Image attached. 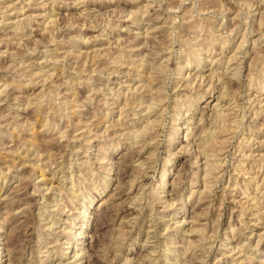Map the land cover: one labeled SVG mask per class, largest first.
Returning <instances> with one entry per match:
<instances>
[{"label":"rangeland","instance_id":"rangeland-1","mask_svg":"<svg viewBox=\"0 0 264 264\" xmlns=\"http://www.w3.org/2000/svg\"><path fill=\"white\" fill-rule=\"evenodd\" d=\"M263 35L264 0H0V259L264 264ZM219 92L235 128L204 192Z\"/></svg>","mask_w":264,"mask_h":264},{"label":"bare ground","instance_id":"bare-ground-1","mask_svg":"<svg viewBox=\"0 0 264 264\" xmlns=\"http://www.w3.org/2000/svg\"><path fill=\"white\" fill-rule=\"evenodd\" d=\"M145 9V8H144ZM21 12V11H20ZM50 22V21H49ZM146 29V28H145ZM193 29H195L194 27H193ZM197 31V30H196ZM150 34V33H149ZM147 35V34H146ZM152 36V35H151ZM264 36V35H263ZM155 41V40H154ZM199 51V50H198ZM197 53V52H196ZM192 54V53H191ZM120 55V54H119ZM130 55V54H129ZM139 55V54H138ZM196 55H198V54H196ZM234 55V54H233ZM193 56V55H192ZM199 56V55H198ZM125 57H127V59L129 58V56H124L123 57V55L121 54L120 55V57H119V60L117 61L118 63H119V65H120V67H122V68H127V69H131L133 66L136 68V69H142V67H144L143 65H147V62H145V61H143V60H145L144 58H140V60H141V62L140 63H138L137 65H134L132 62H130V63H128V65H125V63L123 62V60L124 59H126ZM194 57H196L195 55H194ZM99 58V57H98ZM117 58V57H116ZM197 58V57H196ZM113 59V58H112ZM130 59V58H129ZM232 59V58H231ZM150 60V59H149ZM189 60V59H188ZM126 61H128L129 62V60H126ZM146 61H148V60H146ZM153 61V60H152ZM151 61V62H152ZM229 61H230V59L228 60V64H229ZM149 62V61H148ZM159 62V61H158ZM232 62V61H231ZM134 63H137V62H134ZM152 64V63H151ZM160 65V64H159ZM159 65H157V66H159ZM161 65H163V64H161ZM183 65V64H182ZM188 65V64H187ZM126 66V67H125ZM155 66V65H154ZM133 67V68H134ZM146 67V66H145ZM147 67H149L150 68V66H148L147 65ZM146 67V68H147ZM160 67V66H159ZM153 67H151L150 69H152ZM156 68V67H155ZM154 68V69H155ZM158 68V67H157ZM156 68V69H157ZM161 68V67H160ZM183 68H184V66H183ZM181 66L179 67V69H180V71H182V69H183ZM200 68H204V67H200ZM144 69V68H143ZM154 69H152V73L154 72ZM159 69V68H158ZM158 69H157V71H158ZM162 69V68H161ZM240 69V68H239ZM133 70V69H132ZM132 70H131V72H132ZM138 70L137 71H135L136 72V74H137V72H138ZM146 70H148V69H146ZM160 70V69H159ZM163 70V69H162ZM227 71L226 72H228V70H229V68H228V66H227V69H226ZM122 71H123V69H122ZM130 71V70H129ZM141 71V70H140ZM143 71H145V70H143ZM161 71V70H160ZM160 71H158V73L160 72ZM179 71V72H180ZM232 71L233 72H231V75H230V77H229V79H230V81L231 80H236L235 82H237V81H239V73L237 72L238 71V68H237V70H235V68L234 69H232ZM261 71V70H260ZM121 72V71H120ZM197 72H198V70H197ZM214 70L212 71V69H211V71H210V74H213V76L215 75L214 73ZM226 72H224V74L226 73ZM129 73V72H128ZM133 73V72H132ZM143 73V72H142ZM156 73V72H155ZM162 73V72H161ZM181 73V72H180ZM260 73V72H259ZM139 75H140V73H138ZM151 74V73H150ZM162 74H164V71H163V73ZM209 73H208V75H210ZM157 75V74H156ZM160 75V74H159ZM159 75H158V79H159ZM181 75V74H180ZM226 75V74H225ZM251 75V74H250ZM260 75V74H259ZM216 76V75H215ZM226 76H228V75H226ZM241 76V75H240ZM136 77V76H135ZM139 77V76H138ZM137 77V78H138ZM151 77V76H150ZM193 78V79H191V83H192V80L193 81H195L196 79L197 80H199L198 79V75H190L189 73L186 75V77H182L180 80H181V85H180V87H183V89H187L188 87H190L191 88V83H190V81H188V80H190V78ZM142 78H144L143 77V74H142ZM152 78V77H151ZM162 78V77H161ZM160 78V79H161ZM165 77H163V79H164ZM200 78V80H199V84L201 85V83L203 82V77H199ZM227 78V77H226ZM140 79H141V77H140ZM157 79V80H158ZM228 79V80H229ZM262 79V78H261ZM137 80V79H136ZM149 80H150V78H149ZM133 81V80H132ZM138 81V80H137ZM141 81V80H140ZM152 81H153V78H152ZM154 81H156V79H154ZM153 81V82H154ZM160 81V80H159ZM209 81H213V80H209ZM219 82H220V84H221V81L222 80H218ZM148 82L149 81H147V85L146 86H149L148 87V89H151L152 87H151V85L150 84H148ZM158 82V81H157ZM214 82V81H213ZM216 82V81H215ZM229 82V81H228ZM258 82V81H257ZM150 83H151V80H150ZM198 83V82H197ZM203 83H205V82H203ZM226 83V82H225ZM144 84V83H143ZM238 84V83H237ZM254 84L255 85H260V89L262 90L263 89V83H255L254 82ZM253 84V85H254ZM157 85V84H156ZM202 85H204V84H202ZM126 86V85H125ZM145 85L143 86H141V90L143 89H145V90H148V89H146L147 87H146ZM154 86V85H153ZM161 86V85H160ZM207 86V85H206ZM225 86V85H224ZM151 87V88H150ZM250 87V86H249ZM140 88V87H139ZM163 88V87H162ZM189 88V89H190ZM127 90H128V92L129 91H132L131 89H133V90H137L138 88L137 87H135V88H131V87H127L126 88ZM153 89H154V87H153ZM156 89H158L157 87H156ZM255 89H257V88H255ZM136 90H135V93H136ZM155 90V89H154ZM153 90V91H154ZM212 90H214V88L211 86V83L209 84V86L207 87V89H206V91H212ZM149 91V90H148ZM152 91V89L148 92V94L149 93H151V92H153ZM162 91V90H161ZM186 91V90H185ZM189 91V90H188ZM221 91V90H220ZM133 93H134V91H132ZM141 92V91H140ZM144 92V91H143ZM155 92H158V90H156V91H154V93ZM159 92H160V90H159ZM256 92H258V90H256ZM260 92V91H259ZM219 93H221V96L219 97V100H218V102L219 101H221V102H219L220 104H219V106H214V110H213V112L215 113V119L212 121V130H210V131H208V132H206V131H204L203 130V132L201 133V137L199 138L198 137V141H199V143L196 145V147H197V149H198V155H195V160H194V163L196 164L197 163V159L198 158H202L203 160H204V165H203V181H204V185L202 186L203 187V190H204V192H205V190L206 189H208V188H210L213 184H216L215 183V179H216V177L215 176H213V175H216L217 173H219L218 172V170H219V168H220V166H221V161H220V159H219V156H221L222 155V153H223V151H224V149L226 148V142H227V138H224L228 133H230L231 132V128H233V131H234V125H233V123L231 122V120L229 119V118H231L230 117V112L229 111H227V110H229L230 108V106L228 107V105H227V107H225L224 105H222V106H220L221 105V103L223 102V100L225 99V97H226V94L224 95V93H226V92H219ZM257 95V94H256ZM150 96V95H149ZM228 96V95H227ZM124 97H125V101H124V107H122V108H120V111H122V112H120L119 114H120V117L122 116L121 115V113H123L125 110H123V108H125V106H127L126 105V102H128L129 100V98L126 96V94L124 95ZM135 98V97H134ZM151 99V98H150ZM152 100H155V99H152ZM156 101V100H155ZM160 101V100H159ZM260 101H261V99H260ZM130 102V101H129ZM138 102V101H137ZM154 102V101H153ZM132 103V102H131ZM134 103H135V101H134ZM133 103V104H134ZM150 103V102H149ZM149 103H148V105H149ZM154 103H156V102H154ZM151 104H152V102H151ZM162 104V103H161ZM193 104V103H192ZM261 104V103H260ZM159 105V104H158ZM140 107L141 106V104H138L137 105V107ZM146 106H147V104H146ZM155 106V105H154ZM136 107V106H135ZM138 107V108H139ZM219 107V108H218ZM234 108V107H233ZM135 109V108H134ZM132 110H133V108H132ZM144 110L147 112V114L145 115V117L142 119V117L140 116V113H135L134 115H132V116H137L138 117V121L140 120V121H142V122H144L143 124H145V125H150L151 123H152V121L150 122V123H148V117H149V115L150 114H148L149 113V111H150V113L151 114H153V112H155L157 109L156 108H153L152 107V105H150V106H148V107H145L144 108ZM141 112V111H140ZM232 115V114H231ZM127 118V117H126ZM147 123V124H146ZM232 124V125H231ZM144 125V126H145ZM153 125V124H152ZM143 126V127H144ZM145 127H147V126H145ZM144 127V128H145ZM238 127V126H237ZM236 127V128H237ZM130 128V127H129ZM141 128V127H140ZM140 128H138V131H139V129ZM143 128H141L140 129V131L142 132H144V131H146V129L145 130H142ZM147 129H150V128H147ZM204 129V128H203ZM189 131V129L187 130V132ZM129 132V131H128ZM130 132H132L131 134H133V130L132 131H130ZM192 132V131H191ZM205 132V133H204ZM129 134V133H128ZM127 133L125 134V135H128ZM134 135V134H133ZM121 136V135H120ZM136 136V135H135ZM129 137V136H128ZM138 136H136V138H137ZM127 138V137H126ZM130 139H131V135H130ZM138 139V138H137ZM136 139V140H137ZM171 140V139H170ZM197 141V142H198ZM249 155L250 154H248L247 155V153H244L243 154V156L242 157H249ZM251 163V162H250ZM255 164L254 163H251L247 168L248 169H255L256 168V166H254ZM260 165H262V164H260ZM242 166V165H241ZM244 167V166H243ZM110 171V170H109ZM166 171L167 170H164L163 171V173H162V179H161V186H164L165 185V182H166ZM257 171V170H256ZM255 171V172H256ZM260 171H261V169H260ZM259 171V172H260ZM259 172H258V175H259ZM261 174V173H260ZM208 180H210V181H208ZM250 184H256V177H251V179L249 180V181H247L246 182V186H250ZM258 187H259V185H257L256 186V188L258 189ZM38 190V189H37ZM208 191V190H207ZM246 191H247V189L243 192V193H245L246 194ZM205 194V193H204ZM245 194H243V195H245ZM202 195V194H201ZM246 197V196H245ZM247 198H248V195H247ZM250 198V197H249ZM261 200V199H260ZM251 201H255V197L254 198H252L251 199ZM257 201H258V199H257ZM260 202H262V200L260 201ZM259 202V203H260ZM255 204V203H254ZM260 206V205H259ZM58 208V207H57ZM61 208V207H60ZM243 211H246V209H248V207H242L241 208ZM61 210H63L62 208H61ZM86 209H83L82 210V212L80 213V215H79V221H81V222H83L81 225H86L87 224V220H85V218L87 217V215H86ZM258 212V211H257ZM245 213V212H244ZM83 227V226H82ZM79 230H78V233L76 234V236H78V238L77 239H75V241H80V240H82L84 237H85V233H86V226H85V228H81V227H79L78 228ZM119 235V234H118ZM121 236V235H120ZM1 238V237H0ZM118 238H121V237H119L118 236ZM2 239H0V241H1ZM119 240V239H118ZM5 241V240H4ZM116 241H117V238H116ZM115 241V242H116ZM5 243L6 242H4L3 244H0V246L1 245H3V246H5ZM68 246H67V248L66 249H68L69 248V246H70V243L69 244H67ZM188 245V244H187ZM7 246V245H6ZM237 248V247H236ZM239 249V248H238ZM238 249H236V250H238ZM0 250H4L5 251V249H3L2 247H0ZM236 252V251H235ZM81 254V253H80ZM0 256H2V253L0 254ZM4 257H7L6 259H4L3 260V258ZM77 257V256H76ZM75 257V258H76ZM10 264V260H9V258H8V255L6 254V255H4L1 259H0V264Z\"/></svg>","mask_w":264,"mask_h":264}]
</instances>
